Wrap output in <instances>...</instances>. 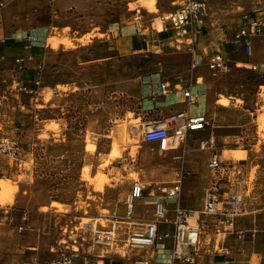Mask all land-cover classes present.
I'll use <instances>...</instances> for the list:
<instances>
[{"label":"rangeland","instance_id":"1","mask_svg":"<svg viewBox=\"0 0 264 264\" xmlns=\"http://www.w3.org/2000/svg\"><path fill=\"white\" fill-rule=\"evenodd\" d=\"M204 1L216 25L199 46L159 31L160 17L177 9L180 0H0V35L39 27L41 32L33 33L45 39L33 85L23 82L22 58L21 64L15 59L13 72L0 68V131L12 140L10 153L0 154V179L9 181V193L0 195V264H52L72 250L85 256L78 263L117 264L115 257L95 256L96 231L114 222L124 226L125 202L135 183L146 196H162L180 180L181 206L200 218L193 223L201 225V244L212 242L208 252L200 247L204 263L213 264L214 255L223 252L229 255L224 264H264V36L253 39L251 58L235 38L248 22L245 15L264 17V0ZM137 9L140 20H135ZM140 33L155 48H136ZM201 47L229 53L231 71L211 70L209 52H200ZM247 61L257 69L244 66ZM158 69L174 89H183L190 79L196 85L201 77L199 89L210 109L208 129L200 134L206 149L192 136L172 165L132 153L136 147L159 148L131 128L136 118L145 124L153 116L149 108L142 110L139 102L150 96L147 87L139 92L138 82L142 77L152 83ZM213 153L224 165L221 172L208 167ZM135 174L146 181L136 182ZM216 184L221 211L231 194H243L231 234L223 231L224 216L203 214L206 191ZM139 204L137 226L145 225L141 218L152 219L143 200ZM133 250L150 255L149 249Z\"/></svg>","mask_w":264,"mask_h":264},{"label":"built area","instance_id":"2","mask_svg":"<svg viewBox=\"0 0 264 264\" xmlns=\"http://www.w3.org/2000/svg\"><path fill=\"white\" fill-rule=\"evenodd\" d=\"M181 5L163 15L158 20L161 29L160 32L172 31L178 38H186L194 41L197 36L208 33L216 23L210 17L206 2L204 0H180ZM137 9L135 20H140ZM247 23L242 25L235 35L237 42H242L243 53L249 58L253 55L252 41L255 37L264 36V17H250L245 15ZM231 57L229 53L216 50L211 52L208 57L207 65L214 72L226 75L231 71ZM17 62L21 64L22 60ZM247 65L252 69H257V64L247 61ZM243 66L242 63L238 64ZM193 68L196 63H193ZM23 70V67H20ZM148 95L170 98L168 103L170 112L166 115L159 113L150 121L145 122L142 136L147 142L157 143L163 151H170L179 145L187 146L189 138L198 136L199 147L204 149L206 141L200 136L207 130L209 124V111L207 96L202 89L188 81L183 89H174L168 81L159 79L156 85L146 82ZM152 85V86H151ZM154 88L156 91H154ZM154 91L153 93H150ZM183 104L181 110H173L172 107ZM154 113V112H152ZM154 115V114H153ZM199 134V135H198ZM11 140L0 131V154H8L10 151ZM17 148V146H16ZM223 163L214 153L208 161V167L212 171H223ZM144 199V188L135 183L126 199L125 214L121 219L124 226L112 223L110 229L97 230L95 236L98 240L110 239L113 236L120 238L123 236L127 243L133 248H151L154 251L152 258L140 257L133 260V264H200L201 253L199 251L198 225L193 223V216L190 210L183 209L182 199V181L173 185L164 192L163 197L158 198L153 207L152 219L146 221L145 225L137 226L133 224L135 217V208L138 201ZM243 201V194L236 191L228 198L227 206L223 211L220 210V194L216 185H212L205 194V204L203 214L222 215L224 219L223 231L225 234L234 232L236 216L240 213ZM170 207H173L170 214ZM168 225V228H162V225ZM24 226L19 228L22 232ZM242 238V234L239 236ZM170 243V248L165 245ZM163 251V254H162ZM77 251H69L52 264H79Z\"/></svg>","mask_w":264,"mask_h":264},{"label":"crops","instance_id":"3","mask_svg":"<svg viewBox=\"0 0 264 264\" xmlns=\"http://www.w3.org/2000/svg\"><path fill=\"white\" fill-rule=\"evenodd\" d=\"M73 7H69V9H72ZM41 28L37 27V29H24V30H12V31H6L4 32L2 35H0V68L2 72H6V71H11L13 72L14 68H16L15 65V59L18 58H22L23 61H25V64L27 66V69L23 72H21V76L23 79L24 83H27L28 85H33L34 80L36 79V74H35V70L37 68V62L38 59H40L43 55H44V48H42L45 39H39V37L35 36V33H33V31H36L38 33L41 32ZM49 31V29H47V32ZM49 33H47L48 35ZM210 34V32L202 35V36H197L194 40V42H196L199 46L204 44L202 43L203 39L206 38L208 35ZM164 39V38H163ZM43 40V41H41ZM153 41L149 39V37L146 38V46L148 45H152L153 48H155V44L153 45ZM163 43V42H162ZM165 44H162V46ZM221 44H219L218 46H221ZM47 47V45H46ZM196 50V48H194ZM216 50H220V49H214V51ZM200 52H209V55L211 54V52H214L210 49V47H201L199 49ZM244 55V53H243ZM202 58V57H201ZM192 72V70H191ZM166 80L168 81L169 85L170 84V80L168 78V76L166 75V73L163 70L158 69L156 71V74L153 76V84L156 85V82L159 80ZM200 78H197L196 80V85L198 87H200ZM189 81H194L193 79L189 80ZM145 82L142 80V77L139 78V82H138V90L139 92H143L146 89ZM152 86V85H151ZM157 87V85H156ZM154 91H156V89L154 88ZM154 91L150 92L153 93ZM169 100H173V99H168V98H164V97H159L157 96V92H156V96L155 95H151L150 94V98L149 99H145L143 102H139L142 104V110L144 111V109H148L151 112H154L153 116L149 117V118H153L156 117L157 115H159V113H161L162 115H166L170 112V107H169ZM208 103V102H207ZM173 110H181L184 108L183 104H178L175 105L174 107H172ZM147 114V113H145ZM145 117V116H143ZM206 132V131H205ZM199 135V134H198ZM164 194H162V196H155V195H149L146 196L145 194V190H144V199H143V204H141L142 206H145V211H151L152 216H153V207H154V203L155 201L160 198L163 197ZM184 195V182L182 181V197ZM140 201L138 202L139 206ZM142 203V202H141ZM188 209V208H186ZM190 210V209H188ZM173 211V207H170V214H172ZM191 213L193 212L192 210H190ZM193 220L196 219L195 215H193ZM136 217V216H135ZM137 219V217H136ZM144 221H148L150 220V216H146L144 218H141ZM196 221V220H195ZM169 226L166 225H162V228H168ZM166 247L170 248V243H167L165 245ZM163 254V251H162ZM203 255H201L200 257V264H205V260L204 258H202ZM229 255L227 253H223V254H216L214 255L213 258V264H224L226 263V259H228ZM113 260H115L114 262H117V264H120L119 262H121V260H128L125 258H114ZM105 264V263H104Z\"/></svg>","mask_w":264,"mask_h":264},{"label":"bare ground","instance_id":"4","mask_svg":"<svg viewBox=\"0 0 264 264\" xmlns=\"http://www.w3.org/2000/svg\"><path fill=\"white\" fill-rule=\"evenodd\" d=\"M149 3L150 4H148V5H150V7H152L153 11H157V8L154 5V3H152V1H149ZM160 29H161V27L159 28V30ZM145 43H146V35L144 33L137 34L136 40L134 42V46L136 48H144L145 47ZM221 103H223V105H226L228 103V100L226 98H224V99L221 100ZM208 111L210 112L209 105H208ZM131 124H132L131 128H132L133 132L135 134H137V135H140L143 132L144 127L146 126V124H143L138 118H136L133 121V123H131ZM207 129H208V127H207ZM126 138H127V135H126V132H124V140ZM214 138H215V136L211 135L210 136V139H211L210 142L214 143ZM204 140L206 141V144H207V139L204 138ZM152 143H154V142H152ZM181 148H184V146L181 147V145H179L178 147H176L175 149L170 150V151H163L160 148H158L157 146L136 147V148L132 149V153L136 154V155H140L143 159H145L147 161H150L153 164H157V165H160V164L168 165V164H170V165H172V163H174V160L177 161L179 159L178 152H179V150ZM204 149H206V147ZM115 151H118V147L115 149ZM9 153H10V151H9ZM168 153H171L173 155L170 156L169 159H166V155ZM215 154L218 156L217 153H215ZM211 156L209 157V159L211 158ZM218 158H219V156H218ZM171 171H174V170L172 169ZM88 175L89 174L86 173V176H88ZM132 179L135 180L136 182H145L146 181V180H144V177L141 174L133 175ZM164 179L169 181V180L172 179V176L170 174H167V176H165ZM8 185H9V181L8 180L0 179V195H6L7 193H9V190H8L9 186ZM141 200H143V198ZM0 201H1V198H0ZM53 205L58 207V208H60V209L63 208V205L58 203V202H54ZM137 207L138 206H136V208ZM136 208H135V216H136ZM196 219L199 220L200 218L198 216H196ZM102 220H103V218H102ZM87 223H91V225H92L91 227H92L93 231L97 230L96 226H95L96 224L94 222H87ZM196 225H198L197 227H198V230L200 232V236L198 238L199 239V245H198L199 251H200V247H201V249L203 248V250L205 252H208V251L211 250L212 242L209 239H206L204 241L203 245L201 244V234H202L201 225L198 224V223H196ZM115 239H118V241H116ZM117 242H120V243H117ZM92 244H93V247H94L93 249L95 251L97 250V248H99L98 254L95 255V256H97V258H104V257L110 256V257H115V258L119 257V258H125V259L131 260V259H136V258H140V257L152 258L153 254H154V251L151 248H133L127 243L125 238H118V237H114V236L112 238H110V239L103 238L102 240H98L95 237V239L93 240ZM133 249H149L150 250V255L149 256H139L140 255V250L139 251H135ZM220 254H223V252H220ZM79 257H83V259H85L84 258L85 256H80V254H79ZM81 263L82 264H86L85 262H80L79 261V264H81Z\"/></svg>","mask_w":264,"mask_h":264}]
</instances>
